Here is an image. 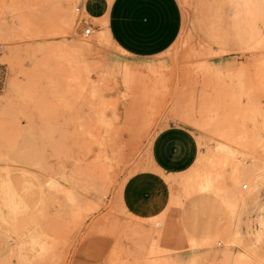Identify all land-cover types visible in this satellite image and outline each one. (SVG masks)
<instances>
[{"label": "rangeland", "instance_id": "1", "mask_svg": "<svg viewBox=\"0 0 264 264\" xmlns=\"http://www.w3.org/2000/svg\"><path fill=\"white\" fill-rule=\"evenodd\" d=\"M84 1L0 0V188L20 205L0 212V245L43 241L0 264H264V0L250 14L175 0L173 41L142 57L111 34L114 0L95 17ZM218 7L225 45L210 29ZM83 43L85 63L71 54ZM173 126L185 155L162 173L151 147Z\"/></svg>", "mask_w": 264, "mask_h": 264}, {"label": "crops", "instance_id": "2", "mask_svg": "<svg viewBox=\"0 0 264 264\" xmlns=\"http://www.w3.org/2000/svg\"><path fill=\"white\" fill-rule=\"evenodd\" d=\"M237 3L238 7H243L244 13L250 14L256 0H237ZM83 8L90 17L105 10L103 0H85ZM254 9L262 11L264 8ZM109 10L113 38L135 56H149L166 49L173 41L179 26L180 14L175 0H114ZM221 11L222 8L218 7L216 15L211 17L213 22L210 29L216 36V41L225 45L234 36V32L230 33L229 29L219 23L223 18ZM253 26V23L247 25L249 29ZM256 26L258 24L255 23ZM221 66L226 67V64H219ZM187 136L183 129L173 126L154 138L151 157L153 166L159 172L169 173L182 161Z\"/></svg>", "mask_w": 264, "mask_h": 264}, {"label": "bare ground", "instance_id": "3", "mask_svg": "<svg viewBox=\"0 0 264 264\" xmlns=\"http://www.w3.org/2000/svg\"><path fill=\"white\" fill-rule=\"evenodd\" d=\"M30 24H32V23H30ZM86 30L87 29H85V31ZM85 31H84V35H85ZM26 35L33 36V35H37V34H35V33H27ZM10 37L11 36L7 32V30H5L3 28H0V40L1 41H5V43L7 45H10V41H11ZM80 44H78L77 46H74L71 49L72 50L71 54L73 55V56L72 55L71 56L75 57V58H79L82 63H85V59H84V53L85 52L84 51L89 50L90 45L89 44H85V43H83V45H80ZM54 46L55 45L48 44V45H45V46H42V45L38 46L37 48H31V52H30L31 53V56H30L31 60L33 61V60H35V58L41 56L44 53V51H48V52L49 51H53V48L56 47V46L55 47ZM65 46H67V44H63V43L57 44V49H58L60 54L63 53ZM70 47H72V46H70ZM2 52H3V47L1 45L0 57H1ZM14 55H15L14 54V49L12 47H9L8 50H7V53H6L5 57H4L5 63H7L8 66H9V70H12ZM250 168L248 169L249 170L248 172L252 171V169H250ZM252 172H254V170ZM254 173H256V172H254ZM237 178H239L240 180L245 178L246 182L251 184L250 186L253 187L254 189L257 186L256 178H258V177H255L253 174L247 175L246 172L241 171V172H239ZM244 186L248 187L247 185H244ZM245 187H244V189H245ZM253 192H255V191H253ZM238 193H239V191H238ZM15 197H16V195H15L14 191L11 190L8 187L7 184L6 185L5 184L1 185V188H0V198H1V201H2V206H0V212L1 213H6V212L8 213L9 210L12 212L13 210L16 209L15 206H17V207L20 206L17 203ZM37 235L38 234L30 233L28 235L30 239H25V238L20 239L17 248L9 249L7 247V245H5V244L0 245V262L2 260H4V259L8 260V259L14 258L15 256H20V257L22 256L26 260L33 259V254L36 251L35 245H40V246L43 245L42 239H40ZM27 243L31 245V248L29 246H28L29 249H27L28 247L27 248L25 247V244H27Z\"/></svg>", "mask_w": 264, "mask_h": 264}, {"label": "built area", "instance_id": "4", "mask_svg": "<svg viewBox=\"0 0 264 264\" xmlns=\"http://www.w3.org/2000/svg\"><path fill=\"white\" fill-rule=\"evenodd\" d=\"M80 10H81V7L80 8H78V12H80ZM84 24H86V23H84ZM91 34V30L90 29H87L86 31H85V36H89ZM0 52H1V45H0ZM1 76V75H0ZM0 80H1V77H0ZM245 189H246V187H245Z\"/></svg>", "mask_w": 264, "mask_h": 264}]
</instances>
